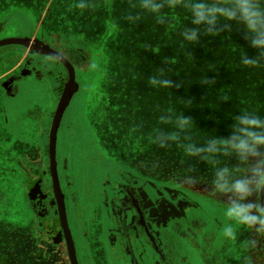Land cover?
Masks as SVG:
<instances>
[{"label":"trees","instance_id":"16d2710c","mask_svg":"<svg viewBox=\"0 0 264 264\" xmlns=\"http://www.w3.org/2000/svg\"><path fill=\"white\" fill-rule=\"evenodd\" d=\"M99 1L108 6V0ZM130 15L114 20L118 22L117 31L111 35L115 47L110 51L107 69L102 71L110 95L126 97V121L112 114L111 118L118 131L115 135L126 140L122 159L129 167L127 180L140 172L135 169L149 170L147 166L155 165L166 172L179 166L195 175L211 176L206 163L197 161L192 165L179 147L161 148L153 142L157 129L169 127L160 120V113L171 114L173 106V114L191 116L195 124L193 139L197 142L209 135L224 136L232 117L241 110H254L264 116V67L249 69L239 65L242 49L250 55L254 53L247 49L242 31L235 25L222 28L215 37L202 34L197 43L189 44L180 35L190 23L183 9H165L159 19L140 14L131 20ZM160 73L173 81L171 88L149 86V77ZM98 134L109 140L112 131L103 124ZM13 235L0 237V264H52L45 250H37L34 242L25 247L19 242L18 245ZM16 246L19 254L11 250Z\"/></svg>","mask_w":264,"mask_h":264},{"label":"rangeland","instance_id":"374dc122","mask_svg":"<svg viewBox=\"0 0 264 264\" xmlns=\"http://www.w3.org/2000/svg\"><path fill=\"white\" fill-rule=\"evenodd\" d=\"M108 1L107 6L105 3L100 5L99 0H0V20L5 19V17L9 18L12 15L6 24L5 30L0 32V39L21 37L27 32L38 31V36L50 45L64 47L65 50L70 51L83 46L85 52L80 51L83 56V59L80 57L81 62H83L82 66L75 68L76 80L81 88L72 98L64 114L62 125L65 122L66 126H70V129L66 128L58 141H62L64 145L76 146L74 148L77 158L74 163L76 174L69 178L71 189L64 192L69 215L72 213L71 204H73L75 208H73V213L78 212V216L83 215L84 220L87 216L90 223H92L94 216L100 218L102 215L101 207L96 202L97 195L100 194L101 188H103L110 175H101V173L114 171L116 168L121 167V164L116 163L117 160H121L126 164V159H122V156L126 155V140L121 135H119L120 137L115 135L118 134V131L114 126L115 120L111 118L112 114L119 116V120L126 121V97H116L113 93L110 95L106 79L103 78L105 73L102 71L107 69L106 63L111 61L112 56L110 51L112 47H115L111 35L113 31H117L118 22L114 20L125 18L126 15L136 14L138 11L134 7L135 0ZM82 3L84 7L80 6ZM104 10L108 12V15L100 14ZM2 50L5 53L20 52L22 47L11 45L3 47ZM123 50L124 48H122ZM13 54L17 55V52ZM18 58L17 56L13 60L12 65ZM108 58L110 59L108 60ZM9 66H11L10 62L7 63L6 67ZM42 81L45 82V86L53 94L52 91L57 88V85L52 76H47ZM64 86L65 84L63 88ZM170 109H173L171 110V114H173V106H170ZM162 115L164 114L160 113V117ZM103 124L109 125L112 131L109 140H104L101 134H98ZM229 131L230 128L225 129L223 134L227 135ZM96 147L102 149L101 154L98 153L100 152L99 149H95ZM107 155L117 160L108 158ZM98 157L100 158L98 159ZM68 160L70 166L71 157L68 156ZM96 160H101L102 163L99 165L90 164L93 161L95 163ZM196 162L197 160L191 159L192 165H196ZM229 163L234 162L229 161ZM172 165L174 164L172 163ZM12 166H14L13 161L2 164L3 170ZM147 167L149 168V166ZM17 168L24 167L18 165ZM126 169L128 170L129 167L127 166ZM172 173L175 176H183V168L175 166V168H172ZM195 179L197 180L196 185H188L192 188V192L208 194L206 196H209V199L204 196L202 198L194 196L197 199L194 204L203 203L209 207L208 204L211 202L216 206V210L221 211L222 214L221 201L223 198H213L209 194L210 180H203L205 181L203 183L199 182L197 178ZM25 182L26 178L22 176H3L1 178L0 237L14 234L13 238L17 239V244L19 242L25 247L27 243L34 242L36 249L38 248L37 250H45L44 252L49 255L52 264H70L67 249L66 255L64 248L60 246L59 235L54 234L49 239L44 234H38L34 231L33 218L27 207L26 194L23 189ZM160 185L171 186L167 180H164L161 184L156 181L154 186L148 185L147 187L152 190H148L151 196L146 195V203L152 209L154 215L159 218L164 217L161 219L162 221L156 220L154 223L167 225L171 222V215L169 216L164 202L167 195L164 192L160 195L156 190V187ZM165 191L169 193L167 190ZM155 192L158 198L154 196ZM261 199H264V197H261ZM208 200L210 201L208 202ZM156 205H159V207ZM216 217L224 223L223 214L222 217L219 215ZM59 221L60 226L64 228V233L69 232L68 225L63 224L60 217ZM200 225L201 223H197L193 227L196 229ZM203 227L210 229L208 224ZM252 239L256 240L255 246L246 248L245 243ZM222 240L225 241L223 243L224 251L220 257L222 264H264V235H257L242 229L235 242L226 241L224 238ZM77 241L81 242V238ZM82 247L84 251L87 249L85 245H82ZM11 250L16 254L20 253L18 246Z\"/></svg>","mask_w":264,"mask_h":264},{"label":"flooded vegetation","instance_id":"af4514ba","mask_svg":"<svg viewBox=\"0 0 264 264\" xmlns=\"http://www.w3.org/2000/svg\"><path fill=\"white\" fill-rule=\"evenodd\" d=\"M27 61L25 67L28 70L40 65V62H32V59ZM62 87L63 84L59 86L60 92L56 94L53 109L31 108L23 111L27 123L23 124L24 128L16 136L6 127L2 114L3 104L0 103V174L25 177L26 191L35 184L34 190L37 192L27 201V207L33 218L34 231L44 234L49 239L54 234L59 235L60 246L66 251L64 228L60 226L57 199L52 187L48 147L51 124ZM55 160L56 176L63 195L67 225L78 264H180L181 254L187 251L186 245L195 244L196 239L200 238L193 226L202 218L212 220L208 206L203 203L194 204L197 200L194 196L198 198L204 196L209 199V196H206L208 194L192 192V188L188 186L190 184L184 182V175H171L167 179L160 176L157 179H149L143 175L147 173L140 170L138 174L142 176L136 175L131 180H127L126 164L122 161L121 167L117 166L114 171L101 173V175H110L100 194L97 195L96 202L101 207L103 216L101 215L100 218L94 216L90 223L87 216L84 220L83 215L78 216V212L73 213V204H71L72 213L69 215L64 192L69 190L70 174L67 157L63 155L58 141V131ZM9 161H13L14 166L3 170L2 164ZM18 165L24 168L18 169ZM193 179L191 186L196 185L197 180ZM155 180L159 184L164 180L171 184L170 187L163 185L156 187L158 194L162 195L164 192L167 195L164 202L169 216L171 215V222L167 225L154 223L164 217L159 218L154 215L146 203V195L151 196L148 190H152L147 186H154ZM198 180L205 182L202 179ZM156 192L154 196L158 198ZM208 205L215 206L211 202ZM219 212L222 217L221 211ZM79 238L81 242L77 241ZM174 240H176L175 244ZM82 245H85L87 250L84 251Z\"/></svg>","mask_w":264,"mask_h":264},{"label":"clouds","instance_id":"9594fccd","mask_svg":"<svg viewBox=\"0 0 264 264\" xmlns=\"http://www.w3.org/2000/svg\"><path fill=\"white\" fill-rule=\"evenodd\" d=\"M134 7L138 12L129 16L131 20L140 14L159 19L165 9H183L190 23L180 35L189 44L197 43L202 34L215 37L222 28L235 25L242 31L247 49L254 53L250 55L242 49L239 65L249 69L264 67V0H136ZM148 84L168 89L173 81L160 73L149 77ZM160 119L169 127L155 131L154 143L161 148L175 145L186 158L211 168L209 194L223 198V238L235 242L242 229L264 235V116L241 110L232 117L227 135H209L203 142L193 139L195 124L191 116L166 113ZM184 182L193 183V176H185ZM255 244L252 239L244 246Z\"/></svg>","mask_w":264,"mask_h":264},{"label":"crops","instance_id":"0c3cea01","mask_svg":"<svg viewBox=\"0 0 264 264\" xmlns=\"http://www.w3.org/2000/svg\"><path fill=\"white\" fill-rule=\"evenodd\" d=\"M11 17L12 15H10L9 18L5 17V19L0 20V32L5 30L6 24ZM11 45L21 46L22 50L20 52L11 51L7 53L2 50L3 47ZM82 50L84 51L83 46H81V48L70 51L65 50L64 47L60 48L58 46L50 45L38 36V31L27 32L21 37H8L0 39V103L3 104L2 114L5 120L6 127L11 134L15 136L19 135V133L24 128L23 124L26 125L27 122L24 120L23 114L24 110L31 108L33 110H41L48 107L53 109L56 101V94L60 92L59 86H61V84L64 85L68 81L69 73L66 68V64H69L74 71V84L73 91L65 104L58 123V138L60 136L62 137V134L66 131V128L68 130L70 129V126H66L65 122L62 125V122L65 111L70 105L72 98L78 93L81 88L76 80L75 68L78 66H82L83 62H81L80 60V57H82L83 59V56L81 55ZM14 52H17V55L13 54ZM17 56L19 58L12 65L13 60ZM29 59H32V62H40V65H38L37 67H32L29 70L26 69L27 67L25 66L27 65V60ZM8 62H10L11 66L7 68L6 66ZM47 76H52L57 85V88L53 89L52 91L53 94H51V91L47 89V87L45 86V82L42 81V79H45ZM14 88L15 90L12 91V89ZM63 90L64 88L62 87V91ZM59 142L63 155L67 157V160L68 156L71 157V164L69 166L68 160L67 166L70 177H73L76 174L74 165L75 160L77 159L75 156L76 150H74L76 146L69 144L64 145L62 141ZM95 149L100 150V152L97 151L99 154L102 153V149L97 147ZM99 158L100 157H98V159ZM108 158L115 159L114 157L110 156H108ZM101 163V160H96L95 163L93 161L90 164L99 165ZM116 163L121 164L118 160L116 161ZM160 167L161 170H159ZM140 170H142L144 173H147L143 175H145V177H148L149 179H157V177L159 176L167 179V177L173 175L172 170L166 172L163 170L162 166L157 165L150 166L149 170H144L142 167L139 170L135 169V171ZM152 172H154V174H152ZM136 175L142 176L141 174ZM183 175L184 177L187 175H192L193 178L202 180L211 179L210 175L204 173H198L197 175H195L193 172L184 170ZM3 176L5 175L0 174V182ZM26 183L27 181L25 182L23 189L26 194L27 202L37 191L34 190L33 184L32 187H30L28 191H26ZM69 189L71 188L69 187ZM207 209L212 214V220L202 218L199 221L198 218V221L199 223H201V225L196 228L195 233H197L198 237L200 236V238L196 239L195 244L190 243L189 246L186 245L187 251H185L184 254H181L182 259L180 264H222V262L220 261V257L224 251L223 243L225 242L224 240H222L223 221H220L219 218L216 217L218 215L221 217L220 212L216 210V206H209L207 207ZM65 222L67 224L66 219ZM206 224L210 225V229L203 227L206 226ZM175 243L176 240H174V244Z\"/></svg>","mask_w":264,"mask_h":264},{"label":"water","instance_id":"95a60500","mask_svg":"<svg viewBox=\"0 0 264 264\" xmlns=\"http://www.w3.org/2000/svg\"><path fill=\"white\" fill-rule=\"evenodd\" d=\"M66 68L68 70L69 77H68V81L65 83L64 90L62 91L57 107L55 109L52 124H51V129H50V136H49V160H50L49 166H50V172H51L52 187H53L54 195L57 199L59 217L63 224L64 223L66 224L65 211H64L63 195L60 191L58 179L56 176L55 140H56V131H57V127H58L61 114L63 112V109L65 107V104L68 98L70 97L73 91L74 71L69 64H66ZM64 236L66 240L68 258H69L70 264H78L76 260L74 246L71 240L70 233L66 231L64 233Z\"/></svg>","mask_w":264,"mask_h":264}]
</instances>
